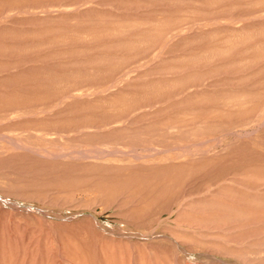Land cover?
I'll list each match as a JSON object with an SVG mask.
<instances>
[{"label":"rangeland","instance_id":"1","mask_svg":"<svg viewBox=\"0 0 264 264\" xmlns=\"http://www.w3.org/2000/svg\"><path fill=\"white\" fill-rule=\"evenodd\" d=\"M0 18V264H264V0Z\"/></svg>","mask_w":264,"mask_h":264},{"label":"bare ground","instance_id":"2","mask_svg":"<svg viewBox=\"0 0 264 264\" xmlns=\"http://www.w3.org/2000/svg\"><path fill=\"white\" fill-rule=\"evenodd\" d=\"M34 14V13H33ZM1 19V18H0ZM4 71V70H3ZM89 94V93H88ZM66 96V95H65ZM64 97V96H63ZM73 97V96H72ZM33 116V115H32ZM139 116V115H138ZM122 118H123V116H122ZM136 120V119H135ZM96 126V125H95ZM119 126V125H118ZM79 127V126H78ZM114 127V126H113ZM71 128V127H70ZM120 128H121V126H120ZM71 130V129H70ZM73 130V129H72ZM69 131V130H68ZM107 131V130H106ZM105 131V132H106ZM59 133V132H58ZM242 133V132H241ZM78 134V133H77ZM232 134H234V133H232ZM85 136V135H84ZM2 136L0 135V138H1ZM5 137H7V136H5ZM3 138H4V136H3ZM2 138V140H4V141H6L5 139H3ZM11 139H10V141L9 142H11V144L14 146V147H17V148H21V150L23 149L24 150V152L25 151H27V152H30V153H33V154H35V155H37V156H40V158L42 157V158H46V159H54L53 161L55 162V160L56 159H58V158H64V157H66V156H70V155H83L84 157H85V154H86V152L85 151H65V152H60V151H56V152H54V151H47V150H45V149H36V148H33L31 145H29V144H27V143H25L24 141H22V140H18V139H14V137L12 138V136L10 137ZM9 139V138H8ZM7 144H8V141H7ZM11 144H10V146H11ZM9 145V144H8ZM96 145V144H95ZM9 147V146H8ZM12 148V147H11ZM10 148V149H11ZM6 149V148H5ZM68 149V148H67ZM97 149H98V147H97ZM61 150V149H60ZM94 150V149H93ZM92 150V151H93ZM132 150H135V149H132ZM62 151V150H61ZM117 151V150H116ZM162 151V150H161ZM160 151V152H161ZM23 152V151H22ZM23 152V153H24ZM94 152V151H93ZM113 152V151H112ZM118 152V151H117ZM167 152V151H166ZM99 153H101V152H99ZM103 153H105V152H103ZM132 153V152H131ZM156 153V152H155ZM158 153V152H157ZM156 153V154H157ZM22 154V153H21ZM108 154L110 155V153L108 152ZM27 155V154H26ZM89 155V154H88ZM97 155V154H96ZM104 155H106V154H104ZM101 156H103V155H101ZM100 156V157H101ZM138 156V155H137ZM150 156V155H149ZM71 157V156H70ZM80 158L82 157V156H79ZM106 157V156H105ZM136 157V156H135ZM144 157V156H143ZM28 158V157H27ZM26 158V159H27ZM62 158V159H63ZM76 158V157H75ZM78 158V157H77ZM90 158V157H89ZM137 158V157H136ZM87 159V158H86ZM133 159V158H132ZM138 159V158H137ZM141 159V158H140ZM56 161H58V160H56ZM27 162H28V160H27ZM31 162V161H30ZM29 162V163H30ZM151 162H153V161H151ZM65 163V162H64ZM63 163V164H64ZM37 164V163H36ZM48 164H51V163H48ZM66 165V164H65ZM74 166V165H73ZM30 167V166H29ZM66 167V166H65ZM105 167V166H104ZM64 168V167H63ZM69 168V167H68ZM76 168V167H75ZM55 169V168H54ZM28 170H29V168H28ZM45 170V169H44ZM74 171V170H73ZM77 171H79V170H77ZM34 172V171H33ZM170 172V171H169ZM176 172V171H175ZM174 172V173H175ZM71 173V172H70ZM165 174V173H164ZM47 177V176H46ZM139 180V179H138ZM141 180V179H140ZM69 181V180H68ZM154 181V180H153ZM128 182H130V181H128ZM140 182V181H139ZM140 187H141V185H140ZM143 188V187H142ZM206 193V192H205ZM72 195V194H71ZM73 196V195H72ZM37 199V198H36ZM222 205V204H221ZM127 206V205H126ZM249 208V207H248ZM251 211V210H250ZM247 212V211H246ZM246 215H248V214H246ZM245 215V216H246ZM248 217V216H247ZM242 218V217H241ZM74 226V225H73ZM73 228V227H72ZM235 230V229H234ZM74 231V230H73ZM66 232V231H65ZM213 234V233H212ZM211 235V234H210ZM213 237V236H212ZM206 239V238H205ZM231 240V239H230ZM170 246V245H169ZM229 252V251H228ZM217 260V259H216ZM71 261V260H70ZM74 262V261H73ZM79 262V261H78ZM77 263V262H76Z\"/></svg>","mask_w":264,"mask_h":264}]
</instances>
